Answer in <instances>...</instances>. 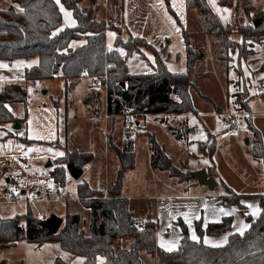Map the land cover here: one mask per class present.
Instances as JSON below:
<instances>
[{"label":"trees","instance_id":"obj_1","mask_svg":"<svg viewBox=\"0 0 264 264\" xmlns=\"http://www.w3.org/2000/svg\"><path fill=\"white\" fill-rule=\"evenodd\" d=\"M13 1L23 12L14 6L7 9L0 6V59L12 61L38 57V63L26 69L28 80L63 78L66 81L67 96L81 77H105L101 81L107 89V110L114 116L123 114L127 108L138 116L195 112L190 87L197 85L193 81L196 64L205 61L207 57L203 46L196 48L193 44L200 31H191L183 25L170 7L169 0H166L169 11L176 17L187 51V69L183 72H172L160 61L151 73H131L128 56L136 50L141 51L142 47L152 49L151 44L133 35L126 41L120 40L118 36L117 47L127 49V55H121L118 48H107L106 21L96 19L91 8L86 11L81 9V0H59L73 11L77 20L76 25L62 29L63 14L57 0ZM185 1L187 7L195 9L206 22L205 33L215 37L213 43L222 48L215 56L221 64H225V71L229 70V53L237 45L241 48V55L246 57L255 43L264 41V11L256 12L253 23L239 24V28L235 29L215 13L208 0ZM239 1L233 3L220 0V3L230 6L235 3L238 5ZM256 20L260 24L255 26ZM234 34H240L241 41L234 40ZM80 39H85V42L74 47L72 43ZM70 79L72 81L69 82ZM29 95L26 85L21 82L7 83L0 89V126L3 123H18L26 118L16 116L6 104H26ZM91 99L94 97L89 92L85 102L94 111V101ZM242 99L237 98L236 102L240 104V109L246 110L248 102ZM54 105L57 109L60 106L57 101ZM9 136L7 134L5 137ZM20 138L33 141L27 137ZM150 142L151 165L154 168L168 171L171 176H178L181 180L192 178V172L181 171L153 136ZM254 148L255 157L263 158L262 139L256 131ZM117 152L120 168L113 185L107 191L93 188L88 182L78 185V196L91 212L89 234L81 230L80 216L75 213H67L60 230L48 234L47 229L41 226L42 219L29 208L24 215L0 218V248L19 240H28L38 245L56 240L63 250L73 256H82V264H145L140 256L141 250L150 253L156 264H264V196L261 197L262 213L250 229L243 234H231L226 244L209 246L202 240L195 241L191 239L187 226L181 223L180 244L177 249L167 251L157 246L156 221L149 216L139 227V218L135 216L129 198L121 195L125 173L136 165L132 140L126 138ZM92 159V152L68 150L65 156L56 160L58 165L53 170V176L58 183L64 184L69 163L82 168ZM240 198V194L229 190L223 196V203L239 204ZM22 217L25 218V224L20 222ZM230 226L231 218L226 217L221 222L210 223L206 232L219 234ZM197 231L202 236L204 230L199 221ZM127 238L131 239L129 244L125 243Z\"/></svg>","mask_w":264,"mask_h":264},{"label":"rangeland","instance_id":"obj_2","mask_svg":"<svg viewBox=\"0 0 264 264\" xmlns=\"http://www.w3.org/2000/svg\"><path fill=\"white\" fill-rule=\"evenodd\" d=\"M150 1L156 3L157 8L161 9L165 15L168 14L174 20L173 26L181 31L176 17H174L175 15L169 11L166 0ZM226 1L234 3L237 0ZM130 2H143V0H81L79 3V6L84 11L91 8L96 15V19L106 20V37L109 49L118 48L116 44L118 36L120 40L126 41L128 36L137 35L134 33L133 28L137 33L141 31L135 28V24L132 23L133 19L129 16ZM169 4L179 19V15H182L184 19L186 18V12L184 15V11L180 8L182 2L169 0ZM0 6L3 9H7L10 6H14L16 10L21 9L13 0H0ZM230 6L234 8V11H232L233 20L230 24L236 29L239 28V24L253 23L256 12L259 10L264 11V0H240L238 5L235 3ZM61 8L63 12L62 26L72 25L71 21L74 19L72 11L63 5H61ZM183 22L181 21V23ZM192 24H194V29L200 31L199 37L194 40L196 43H193L194 41L192 43L196 48L203 46V52L207 57L205 61L196 64L193 81L197 85L190 87L192 101L202 107L203 96H207L214 101L212 102L216 108L223 107L226 111L232 112L238 109L236 107V104H238L236 102L237 98H243L242 100L248 102L247 110L249 111L248 115L242 118L244 126L252 130L255 129L262 135L264 150V41L255 43L253 50L246 57L241 55V48L237 45L235 50L229 53L231 58L228 59L229 70L225 71V64H221L215 56L218 50H222V48L213 43L215 37L205 33L206 22L194 20ZM162 33L163 29H161ZM232 37L234 40L241 41L242 39L240 34H234ZM74 42L76 43L74 45L72 43V45L77 47L79 46L78 44H83L85 39ZM151 46L156 53H159L167 45L166 42H161ZM102 78L105 77L101 76V80ZM88 81V79H84L80 84L78 83L70 95L72 96L73 94V97L76 98L83 95L85 89L90 87L91 82L88 83ZM91 86L94 85L92 84ZM94 88L90 92L92 97H94L91 100L94 101L95 108L94 111H90L89 115L91 118L96 119L95 114L100 112L99 107L102 106L101 92L105 88L100 78ZM65 89L66 81L62 78L57 77L38 81L36 86L31 87L28 102L14 107L20 117H26L27 129L22 131L17 130L19 128H15L10 130L9 133L5 128L0 127V218L24 215L29 208L34 215L41 219L52 215L65 219L67 213H76L80 216L81 230L88 234L90 232L91 212L78 199V185L87 181L90 185L98 188L108 186L117 177L120 160L117 151L114 150L111 155L105 151V147L103 148L106 138H102L100 132L106 125L104 118L95 120V123L101 128L95 123L86 126L84 124L81 125V122H77L75 126L81 128H77L74 131V128H70L69 125L65 124V111H63L66 102ZM77 99L79 100V98ZM55 101L60 105L59 112L55 108ZM206 103L205 105H207ZM137 116L135 113L133 124L127 126L125 125L126 118L120 115L121 118L117 125L119 124L123 128V132H127V135L129 133V136H134L136 134L134 130L138 128L136 124ZM224 118V116L216 117L217 125L219 123L224 125ZM87 122L88 124L90 123L89 120ZM16 124L18 123H15L13 128L17 126ZM141 128L142 131L139 133L136 149V169L135 171H129L125 175L126 181H130L129 185H131L126 193H130L135 197L133 199L134 205L143 199L153 204L154 199L150 195H154L158 191V179L147 166L150 151L143 133L145 127L141 126ZM95 129H98L99 132ZM228 129L226 125L225 130L227 131ZM216 130L221 131L223 128L217 126ZM15 131L18 133L17 135ZM8 133L11 136L5 137ZM241 136L244 138L245 134L242 133ZM252 136L255 138L254 132H252ZM20 137H27L33 141H24ZM231 138L233 139L230 135L216 141L210 138L206 142V147L208 148L215 141L218 163L221 161L220 171L223 173V177L228 180V184L233 185L235 188L242 190L249 188L250 191L254 186L263 184L261 183L262 180L258 176H248L246 178L248 182H245L244 178L238 177L234 172V167L227 165L224 151L232 149ZM164 139L170 140V137L162 132L160 140ZM197 140H201V136H198ZM115 142H117V139L110 134L108 143H111V145L121 146L123 141L121 143L117 142L118 145ZM246 142L245 140L243 145L247 151L242 154H247L246 157L250 158L249 155L252 154L250 150L253 147L247 145ZM66 145L67 148H78L80 151L89 150L95 154V159L86 167L84 166V174L79 179L68 175L69 171L67 169L65 182L60 184L55 180L53 170L58 165L56 160L66 155ZM167 152L177 167L181 171L186 172L187 169L180 160L179 151H176L172 145V151L167 150ZM200 153H203V151L201 150ZM194 164L195 161H190L191 166ZM247 185L251 186V188H244ZM32 194L37 195V201L20 200L27 199ZM10 195L20 201H9ZM138 215L135 211V216L139 217ZM20 222L25 224V218L22 217ZM126 240L125 243L129 244L131 239L127 238ZM59 256H61L62 260H57ZM140 256L145 264H156L154 257L147 251L141 250ZM63 260L66 263L61 262ZM83 260L82 256H73L70 252L63 250L60 242L56 240L46 241L41 245L28 240H19L7 247L0 248V264H82Z\"/></svg>","mask_w":264,"mask_h":264},{"label":"crops","instance_id":"obj_3","mask_svg":"<svg viewBox=\"0 0 264 264\" xmlns=\"http://www.w3.org/2000/svg\"><path fill=\"white\" fill-rule=\"evenodd\" d=\"M153 2V1H152ZM150 0H143V2H130L129 6V16L132 17L133 22L135 24V28L141 30L139 33L133 28V31L137 35H133L134 37L143 38L148 42V44L155 45L156 43L166 42V47L156 53L154 49L151 48H141V51H134L127 58V63L129 67V71L131 73H151L155 69V65L163 61L167 68L172 72H183L187 69V51L183 40V35L181 31L177 30L174 25V20L169 17L168 14H164L161 9L157 8L156 3H152ZM182 2L181 10L184 11V15L186 12V18L182 15L180 16L181 21H185L184 25L191 31H198L194 29V20L201 21L198 12L193 8H188L185 0H179ZM184 2V4H183ZM213 10L215 13L225 22L230 23L233 20L232 11H234L233 6H226L220 3V0H209ZM61 2H59V8L62 11ZM64 6V5H63ZM65 7V6H64ZM66 8V7H65ZM227 9L228 11H224ZM71 10V9H69ZM72 11V10H71ZM73 13V11H72ZM63 14V12H62ZM179 19V20H180ZM105 20V19H104ZM106 21V20H105ZM203 21V20H202ZM72 25L77 24V20L74 17L72 19ZM205 22V21H204ZM182 23V24H183ZM157 25V26H156ZM67 26V27H70ZM132 27V25L130 24ZM166 26V27H165ZM156 27V28H155ZM165 27V28H164ZM65 28L61 26L60 29ZM161 29H163V33L161 34ZM181 33V34H180ZM142 35V36H141ZM131 36V35H130ZM181 36V39H180ZM129 38V36H128ZM127 38V39H128ZM107 39V38H106ZM77 42L80 40H76ZM76 42H73V45ZM80 45V44H78ZM107 48H109L107 46ZM121 55H127V50L123 47H118ZM33 58L32 60H30ZM28 59L25 58H17L12 61L6 59H0V89L7 84L12 82H21L24 83L29 91H31V87L36 86L38 81H31L26 78V69L38 63V57H31ZM57 78V77H55ZM59 78V77H58ZM101 77H91V76H83L79 80V84L84 79H88V83H90V87L85 89L83 95H80L79 100L76 97L70 95V91L66 96L64 119L65 124L69 125L70 128H74V131L77 128L75 125L77 122H81V125L84 124L86 126L93 125L97 118H104L106 120L105 127L102 128L101 134L102 138H106L105 144L103 143V148L108 154L113 153V151H117V148L121 147L124 143L125 138L132 139L135 155L138 144V138L140 136V132L142 131L141 126L145 127L143 130L145 140L148 142V150L150 151V158L147 163L149 169L152 170L151 173L155 175L158 179V191L154 193V195H150L151 198L154 199V203L144 201V199L140 202H137L136 205L133 204L132 194L126 193L128 192V188L130 181H126L124 176L123 188L121 191V195L123 197L129 198L131 208L139 214L137 218L139 221H145L151 216L152 219L156 221L157 230H156V242L159 248L169 251L177 249L181 238H182V228L181 223H184L189 231V235L191 239H193V235H195L198 239H193L195 241L202 240L205 244L209 246H222L226 244L228 238L231 234L239 233L243 234L247 230L250 229L252 223L260 216L262 213V203L261 197L264 196V157L258 159L255 157V148H254V137L252 136V132L255 135V129L252 130L250 128H246L243 123V128L239 134H233L231 130V125L228 124V117L226 113V109L223 107L216 108L214 105V101L210 100V97L203 96L202 99V107L198 106L193 102V106L196 109L195 112L189 114H143L139 115L136 124L138 128L134 131L136 134L134 136H129V133L125 136L123 132V128L120 127L119 119L120 115H111L107 110V89H103L101 92L102 98V106L99 107L100 114H95L96 119L91 118L89 115L90 109L89 105L85 102V96L91 91L94 90V86L97 85L98 79ZM63 79V78H62ZM72 79L69 80V82ZM77 83V84H78ZM76 84V85H77ZM94 86H91V85ZM76 87V86H75ZM191 94V89H190ZM75 96V95H74ZM207 103H206V102ZM213 101V102H212ZM212 102V103H211ZM205 103L207 105H205ZM19 103H7V107L16 115L19 116L15 111L14 107ZM238 107L237 110L232 112H240L243 113L240 118L246 117L249 111L240 109V105L236 104ZM56 108V107H55ZM57 109V108H56ZM58 112L60 108L57 109ZM94 114V113H93ZM98 115V116H97ZM224 116V125L219 123L217 125L216 117ZM20 117V116H19ZM182 117V118H181ZM89 120V124L87 122ZM243 122V121H242ZM20 129L17 130H26L27 122L26 120H21ZM87 123V124H86ZM15 123H3L0 127L5 128L7 132L10 130H14L13 125ZM98 125L97 123H95ZM126 125V124H125ZM228 126V130H225V126ZM99 126V125H98ZM217 126L222 127L223 130L217 131ZM99 128H101L99 126ZM127 128V127H126ZM128 129V128H127ZM99 132L98 129H95ZM159 131V133H157ZM16 135L18 134L15 131ZM165 133L169 135L170 140H160V134ZM257 132V131H256ZM10 133V132H9ZM8 133V134H9ZM244 133L245 136L242 138L241 134ZM259 133V132H258ZM113 135L117 142L121 143V146L113 145L108 143L109 135ZM230 135L233 137L232 141V149L225 150V158L227 165L234 167L233 170L237 174L238 177L244 178L245 182H248L246 178L258 176L262 180L258 186H254L253 189H250L251 186H245L244 188L248 189H237L233 185L228 184V180L223 177V173H221V161L218 163V152L216 153V140L224 139ZM262 139V135L259 133ZM153 136L156 141L164 148L168 156L167 150L172 151V145L176 151H179L180 160L184 167L191 172H195L198 170L206 169L209 176H212L218 182V185L214 188V190H210L207 186L202 185L198 182V180L194 177L191 179L181 180L178 176H171L168 171H161L159 169L154 168L151 165V142L150 137ZM198 136H201V140H197ZM214 139L210 146L206 147V142L208 139ZM249 146H252V150L250 152L252 154H248L249 157L243 155L245 146L243 142ZM263 144V139H262ZM67 148V145H66ZM73 148H67L66 152L71 151ZM80 151L78 148H74ZM112 149V150H111ZM203 153H200V151ZM81 152H91L89 150ZM228 152V153H227ZM264 152V150H263ZM93 153V152H92ZM95 159V154L93 153V159L88 162L85 167L92 163ZM120 160V159H119ZM173 161V159H172ZM190 161H195L194 165H190ZM174 163V161H173ZM175 164V163H174ZM176 165V164H175ZM84 166L83 174H84ZM177 166V165H176ZM78 167V166H77ZM256 169H254V168ZM136 165L133 169L129 171H135ZM119 170V169H118ZM210 171L212 173L210 174ZM127 171L126 173H128ZM256 171V174H255ZM118 173V171H117ZM125 173V175H127ZM251 173V174H250ZM82 174V176H83ZM250 174V175H248ZM68 175H71L68 172ZM115 179H113L114 181ZM104 186L102 188L91 187L96 189H101L107 191L112 185ZM87 182V181H84ZM229 190L238 193L241 195L239 200V204H225L223 203V196L229 192ZM247 190V191H246ZM78 194V189H77ZM38 199V198H37ZM78 199L81 202V198L78 196ZM37 201V200H36ZM83 205V204H82ZM84 206V205H83ZM230 213V214H226ZM43 214V213H41ZM76 214V213H75ZM44 216V214L42 215ZM231 218V226L228 230L223 231L219 234H208L206 232V228L210 223H216L223 221L224 218ZM64 220V219H63ZM201 223V228L204 230L202 236L197 231V222ZM87 234V233H86ZM89 234V232H88ZM205 241H208L207 243ZM61 256H59V260ZM62 260V259H61ZM84 261V260H83ZM66 263L64 260L61 261Z\"/></svg>","mask_w":264,"mask_h":264},{"label":"water","instance_id":"obj_4","mask_svg":"<svg viewBox=\"0 0 264 264\" xmlns=\"http://www.w3.org/2000/svg\"><path fill=\"white\" fill-rule=\"evenodd\" d=\"M254 24L256 26L260 24V21L256 20ZM16 125L17 126L14 128L20 129L21 127L20 124L18 123ZM67 169L69 173L71 174V176L75 179H79L83 174V169L77 167L73 163H69L67 166ZM191 176L196 178L200 184L207 186L210 190H214V188L218 185V182L216 181V179L212 176H209L206 169L192 172ZM63 222H64L63 218L58 217L56 215H52L48 218L42 219L41 226L47 229L48 234H55L60 230Z\"/></svg>","mask_w":264,"mask_h":264},{"label":"built area","instance_id":"obj_5","mask_svg":"<svg viewBox=\"0 0 264 264\" xmlns=\"http://www.w3.org/2000/svg\"><path fill=\"white\" fill-rule=\"evenodd\" d=\"M243 113H240V112H229L227 113V117H228V122L229 124L231 125V130L233 132V134H239L243 128V122L240 118V116L242 115ZM121 116H124L126 119H125V124L127 126H131L133 124V118L135 116V113L130 109V108H127L123 114H121ZM9 201H20V200H24V201H36L37 200V195L36 194H32L30 195L29 198L27 199H15L13 195H10L9 196ZM43 215V214H42ZM143 224L142 221H139L138 223V226L141 227Z\"/></svg>","mask_w":264,"mask_h":264},{"label":"snow or ice","instance_id":"obj_6","mask_svg":"<svg viewBox=\"0 0 264 264\" xmlns=\"http://www.w3.org/2000/svg\"><path fill=\"white\" fill-rule=\"evenodd\" d=\"M57 3H59V0H57ZM20 11L23 12V9H20ZM224 11H228V10H227V9H224ZM226 214H230V213H226ZM192 238H193V239H198L195 235H193ZM205 242L207 243L208 241H205ZM168 250L171 251L172 249L169 248Z\"/></svg>","mask_w":264,"mask_h":264}]
</instances>
